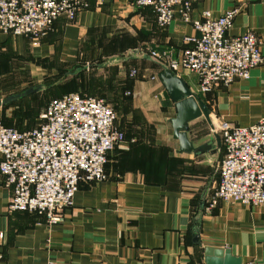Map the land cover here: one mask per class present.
Instances as JSON below:
<instances>
[{
    "label": "crops",
    "instance_id": "0c3cea01",
    "mask_svg": "<svg viewBox=\"0 0 264 264\" xmlns=\"http://www.w3.org/2000/svg\"><path fill=\"white\" fill-rule=\"evenodd\" d=\"M231 8L238 11L228 33L254 32L264 57V0H195L191 17L200 18L204 10L218 16ZM194 32L177 9L170 24L159 28L150 8L130 0H90L73 21L57 18L37 47L25 36L0 32V101L41 84L54 64H112L137 50L117 61L122 74L127 68L120 84L121 120L116 113L115 122L125 140L107 155L105 181L80 182L73 205L49 225L36 213L9 210L11 188L0 174V264H204L205 246L229 248L242 264H264V204L218 201L209 207L222 143L213 154L178 152L169 123L174 103L157 78L160 67L143 50L168 49L177 57L184 37ZM176 74L210 109L211 125L204 116L189 122L195 144L217 132L220 120L249 126L264 115V60L248 78L207 93L197 90L193 72ZM5 105H0L2 122ZM204 192L198 246L192 243V224Z\"/></svg>",
    "mask_w": 264,
    "mask_h": 264
},
{
    "label": "built area",
    "instance_id": "2783aa9c",
    "mask_svg": "<svg viewBox=\"0 0 264 264\" xmlns=\"http://www.w3.org/2000/svg\"><path fill=\"white\" fill-rule=\"evenodd\" d=\"M105 1L95 0L97 4ZM130 1L151 8L159 27L170 24L175 9L182 21L192 24L195 32L184 37L177 57L168 49L152 50L148 55L175 73L185 70L196 74L201 93L248 78L250 70L264 60L254 32L228 33L236 8L218 16L204 10L200 18L193 19L195 0ZM89 7L90 0H0V32L25 36L37 47L57 18L73 21ZM135 74L131 68L129 75ZM40 119L39 124L24 129L0 120V174L11 188L9 210L36 213L51 225L73 205L80 182L107 179V155L125 136L115 124L113 107L86 93L66 92L49 99ZM216 130L223 155L209 207L218 201L263 205L264 115L249 126L220 120ZM47 264L57 263L49 260Z\"/></svg>",
    "mask_w": 264,
    "mask_h": 264
},
{
    "label": "rangeland",
    "instance_id": "374dc122",
    "mask_svg": "<svg viewBox=\"0 0 264 264\" xmlns=\"http://www.w3.org/2000/svg\"><path fill=\"white\" fill-rule=\"evenodd\" d=\"M51 27L45 31L43 36ZM143 50L149 53L152 50L161 49ZM113 61L112 64H95L91 67H87L82 63L54 64V68L44 74L39 81L43 88L4 106L3 122L16 128L37 125L45 103L49 99L69 91H82L103 98L115 109L118 121L121 120L118 107L121 106V101L125 95L120 84L124 79L127 68H123L126 72L122 74L120 72L122 67L121 69L118 68L122 64L117 62V58Z\"/></svg>",
    "mask_w": 264,
    "mask_h": 264
},
{
    "label": "water",
    "instance_id": "95a60500",
    "mask_svg": "<svg viewBox=\"0 0 264 264\" xmlns=\"http://www.w3.org/2000/svg\"><path fill=\"white\" fill-rule=\"evenodd\" d=\"M135 53H137V50L132 49L128 52L127 57H119L118 60H127L128 58H132ZM146 57L151 59L148 54ZM154 62L160 67L157 78L164 86L176 109V114L173 118L169 119V123L172 127L173 137L178 141V152L192 153L194 155H200L203 153L213 154L216 151V147L219 148L221 146L219 134L215 132L212 136L205 139L201 143L195 144L190 138L191 132L189 130V122L200 116H204V118L211 125L209 118L210 109L208 108L207 104L190 89L186 81L181 76L177 75L163 63L157 61ZM41 88H43V85L37 84L25 89L20 93L8 95L0 101V105L13 102L22 98L23 96L34 93ZM211 130H213V127ZM204 208L205 192L201 195V199L198 204V210L193 217L192 224V243L198 246H201L199 225ZM203 263L242 264V259L239 256L233 255L229 248L205 246L203 247Z\"/></svg>",
    "mask_w": 264,
    "mask_h": 264
},
{
    "label": "trees",
    "instance_id": "16d2710c",
    "mask_svg": "<svg viewBox=\"0 0 264 264\" xmlns=\"http://www.w3.org/2000/svg\"><path fill=\"white\" fill-rule=\"evenodd\" d=\"M149 8V7H148ZM151 9V8H150ZM152 10V9H151ZM153 11V10H152ZM154 13V12H153ZM154 16H155V13H154ZM156 22V21H155ZM158 26V25H157ZM159 27V26H158ZM159 28H162V27H159ZM69 92H79V93H85V92H82V91H69ZM86 94H90V93H86ZM90 95H93V94H90ZM60 96V95H59ZM96 96V95H95ZM57 97V96H56ZM47 103V102H46ZM46 103H45V105H46ZM45 105L43 106V109H44V107H45ZM114 109V108H113ZM115 110V109H114ZM41 122V119H40V121H39V123ZM116 122V121H115ZM38 123V124H39Z\"/></svg>",
    "mask_w": 264,
    "mask_h": 264
}]
</instances>
